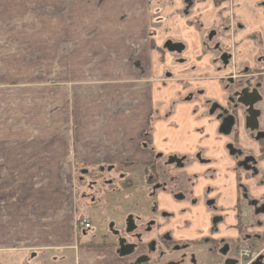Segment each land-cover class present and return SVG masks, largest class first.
I'll return each mask as SVG.
<instances>
[{
	"label": "rangeland",
	"instance_id": "374dc122",
	"mask_svg": "<svg viewBox=\"0 0 264 264\" xmlns=\"http://www.w3.org/2000/svg\"><path fill=\"white\" fill-rule=\"evenodd\" d=\"M106 1L0 0V262H4L5 256L11 261H19L25 257L11 248L18 246L26 226L29 228L30 225L35 231L38 229L35 218L40 216V209L54 196H65L73 190L78 200L79 212H86L94 226L103 225V229L110 219L121 222L123 214L131 211L146 216L157 202V198L150 196L147 191H142L129 200H125L123 196L108 197L111 208L103 214L97 210L100 204L93 206L87 198L92 195L106 198L101 183L109 177L118 180L120 166L117 165L120 163L109 162V155L106 154L98 156L96 163H92L96 160H82L75 166L69 164L71 159H75V155L78 157L80 151L84 153L90 150L89 141L83 145V141L72 140L76 136V130L82 128V120L88 115L87 111L91 108L108 109L110 105L112 107L109 109L114 115L120 111L116 108L114 87L120 84L121 78L112 74V69L127 63L135 66L140 62L141 73L144 68L139 58L140 52L149 51L153 46L150 52L152 55L156 54V58L159 54L160 64L164 68L163 75L153 73L147 78L140 76L139 81L152 82L164 78L172 86L180 82L178 78L181 73L171 64L167 65L166 61L171 55L170 62L180 66L183 64L180 59L185 54L164 49L165 40L179 38L171 35L173 26L168 30L167 21L164 23V19H159L160 16L167 17L168 5L173 7L174 0H145L129 10L100 8ZM192 1L194 4L187 12L182 9L178 15H172L173 25L179 24L178 35L181 27L191 29L181 16L189 24L198 26L200 16L195 11L200 8H195L198 0ZM109 2L110 0L107 1ZM230 2L225 1L220 6L238 7ZM88 6L96 8H87ZM174 9L176 8H172ZM133 15L137 24L130 30V17ZM101 17L123 24L124 29L118 28L114 33L104 31L90 37L89 34L97 30L96 20ZM142 18L144 23H141ZM153 28L158 30L154 37L150 33ZM191 30H180L185 36L182 39L191 48L198 50V41L194 39L195 29ZM206 37L205 33L204 38ZM118 39L124 46L121 42L115 44L114 40ZM213 48L208 43L203 49V57L199 59L201 67L197 64V67L185 70L196 73L194 76H201L203 80L212 76L219 66L210 56ZM156 58L151 69H155L156 63L159 64ZM184 59L186 60L185 57ZM208 62L212 66H208ZM220 66L221 70L225 68L220 71L221 75H225L229 71V65L220 63ZM106 71L109 73L105 74ZM184 77L186 78L181 87L185 90H181L182 96L179 99L186 100L185 96L193 91L194 100H202L189 85L194 81H189L187 74ZM227 82L226 79L224 85ZM214 85L216 82L209 83L210 87ZM109 113L107 110L103 114ZM95 142H98L95 151L104 150L107 153L109 148L114 147L106 138ZM148 145L149 142L142 138L140 148L148 149ZM64 154L67 162L62 163L61 156ZM194 157L196 161L200 160V157ZM143 158L134 163H146L141 161ZM111 165L116 166L110 172L108 167ZM101 166H104L102 172ZM82 168L89 169L90 174L85 175ZM91 181L97 182L95 188L91 187ZM116 205L123 206L119 214L115 212ZM42 228L45 229V225ZM77 230L76 228V232ZM3 245L9 248L6 254L2 251ZM59 258L58 264H79V259L75 260L73 252L59 253Z\"/></svg>",
	"mask_w": 264,
	"mask_h": 264
},
{
	"label": "flooded vegetation",
	"instance_id": "af4514ba",
	"mask_svg": "<svg viewBox=\"0 0 264 264\" xmlns=\"http://www.w3.org/2000/svg\"><path fill=\"white\" fill-rule=\"evenodd\" d=\"M225 1L229 0H198V26L186 23L203 35L198 58L203 57L208 43L214 46L210 56L219 66L210 77L222 87L213 86L212 98L204 97L203 90L194 91L204 98L196 102H203L205 112L215 120L218 136L228 139L226 149L232 164L222 172L203 152L195 153L200 157L197 162L194 155L161 151L150 164L121 162L118 180L109 177L101 183L106 198L87 196L89 202L100 204L96 207L103 214L111 208L108 197L129 200L147 191L157 202L146 216L131 211L123 214L121 222L110 219L104 229L103 225L95 227L86 212H81L77 231L92 237L78 244L77 250L82 246L105 248L110 257L114 251L113 264H264V0H230L237 8L220 6ZM177 3L182 4L183 12L194 4L192 0ZM207 8H211L209 20L203 14ZM159 19L167 21V17ZM157 32L153 28L151 36ZM179 33L175 36H184ZM163 47L185 55L188 50L181 38L167 39ZM218 61L229 65L225 75H221L225 68L221 70ZM193 93L186 100H194ZM115 166L107 167L111 172ZM103 169L101 166L100 172ZM81 171L85 175L91 172L87 168ZM96 183L91 181V187ZM163 202L178 215L160 209ZM115 208L119 214L123 206ZM87 220L89 227L82 224Z\"/></svg>",
	"mask_w": 264,
	"mask_h": 264
},
{
	"label": "crops",
	"instance_id": "0c3cea01",
	"mask_svg": "<svg viewBox=\"0 0 264 264\" xmlns=\"http://www.w3.org/2000/svg\"><path fill=\"white\" fill-rule=\"evenodd\" d=\"M107 1L100 8H126L125 10H129L132 7L140 5L145 0H110L109 3ZM177 1L173 4V7L168 5L169 12L167 15V27L170 30L171 26H173V33L171 31L170 33L174 37L175 33L178 32L177 27L179 24L173 25L172 15H178L179 10L182 9L181 4H177ZM87 8L96 7L88 6ZM172 8L176 9L172 10ZM207 9V13L203 14L206 20H209L211 8ZM143 18L141 23H144ZM130 19L132 21L130 30H132L135 28L137 21L135 15L131 16ZM182 19L186 22L185 18L182 17ZM96 22H98L97 32L90 33V37L104 31L114 33L118 28L124 29L123 24H118L112 20H105L103 17L98 18ZM182 29L188 30L184 27L180 28V30ZM194 31V39L196 42L198 41L197 45L199 49L194 50V48L186 44L188 46L187 54L184 55L186 60L180 61L183 63L180 66L170 62L172 61L169 60L171 55L168 56V60L166 61L167 65L171 64L175 70L181 73L178 78L180 81L178 85L174 84L172 86L164 78L152 82L139 81L140 76L147 78V76L153 73L155 75L157 73L158 76L163 75L164 68H162L163 64H160L159 54H157L156 58V54L152 55L150 52L153 47L152 45L149 51L140 52L139 58L144 68L141 73L139 71L142 69L140 62H137L135 66L128 63L122 64L121 67L111 70L112 74L121 78L120 84L114 87V97L117 100L115 104L116 108H119L120 111L114 115L111 109H109L112 107L111 105L108 106V109L91 108L87 111L88 115L84 116L82 120V128L76 130V136L74 135L72 140L83 141V145L89 141L90 150L84 153L80 151L77 154L78 157L73 152L75 159H71L69 164L71 163L72 166H75L82 160H96L92 162L96 163L98 156H105L106 154L109 155V162L121 163L138 162L142 157L144 158L141 161L147 162L152 160L158 151L185 156H193L197 152H203L206 158L211 159V165L222 170V172L227 171L228 167L232 164L226 149L227 138H220L218 136L216 122L205 112L203 102H198L197 104L195 100L179 99L180 95L182 96L181 90H185L181 87V83L186 78L184 77L185 74L189 76V81H194L189 84L193 90H203L204 97H213V93H211L213 86L210 87L209 83L216 82L214 79L208 77V79L203 80L198 75L194 76L196 73L185 70L192 66L197 67V64L199 67L202 66L199 60L202 56L198 58V55L201 52L200 49L203 48V35L199 31ZM183 37L179 38L182 39ZM114 41L115 44L121 42L119 39ZM132 43L133 40H131ZM121 45L124 46L122 42ZM153 50L161 54L157 49L153 48ZM130 52L126 51V53ZM123 54H120V57H123ZM187 56L190 58L187 59ZM155 58L159 64L156 63L155 69H151ZM181 66H183L182 69ZM208 66H212L210 62H208ZM108 71L105 74H108ZM214 86L221 89L222 83L216 82ZM107 110L110 113L103 114ZM156 114L158 115L157 117L155 116ZM105 138L111 144H114V147L109 148V152L107 153L104 150L95 151L98 142H100L95 141ZM142 138H145L149 142L148 149L140 148ZM61 157L62 163L67 162L66 154ZM159 206L160 209L172 211L178 215V211L166 205V202L160 203ZM40 211V216H36L35 218L37 221L35 226H38V229L35 231V228L31 229L30 225L29 228L25 225L26 229H24V235L18 242V246L11 248L16 250L17 254H22L25 257H22V260L19 261H11L5 256L4 262H0V264H58L60 262L59 253L63 252H73L76 258L79 259V264H113L112 257L114 251L111 252L112 256L110 257L109 250L105 248L85 246L79 247L78 250L75 248L81 242L88 241L92 237V234L89 237H84L81 236V232H76V222L83 214L79 212L78 200H76L73 190L66 193L65 196L52 197L48 203L44 204V208L40 209ZM42 224L45 225V229L42 228ZM1 248L4 254L9 249L6 246L4 247V245Z\"/></svg>",
	"mask_w": 264,
	"mask_h": 264
},
{
	"label": "built area",
	"instance_id": "2783aa9c",
	"mask_svg": "<svg viewBox=\"0 0 264 264\" xmlns=\"http://www.w3.org/2000/svg\"><path fill=\"white\" fill-rule=\"evenodd\" d=\"M82 224H83V226H85V227H89V225H90L89 222H88V220L85 221V222H83Z\"/></svg>",
	"mask_w": 264,
	"mask_h": 264
},
{
	"label": "water",
	"instance_id": "95a60500",
	"mask_svg": "<svg viewBox=\"0 0 264 264\" xmlns=\"http://www.w3.org/2000/svg\"><path fill=\"white\" fill-rule=\"evenodd\" d=\"M174 46L177 47L178 49L181 48V45H179V44H174ZM170 49H171V48H170Z\"/></svg>",
	"mask_w": 264,
	"mask_h": 264
}]
</instances>
